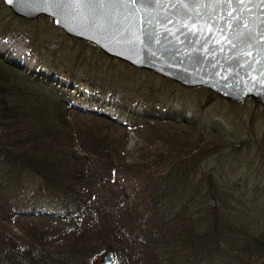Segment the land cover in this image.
I'll list each match as a JSON object with an SVG mask.
<instances>
[{
	"label": "trees",
	"instance_id": "obj_1",
	"mask_svg": "<svg viewBox=\"0 0 264 264\" xmlns=\"http://www.w3.org/2000/svg\"><path fill=\"white\" fill-rule=\"evenodd\" d=\"M136 78L129 93L144 110L118 123L72 108L0 57V264H91L105 251L122 256L117 264H264V199L247 205L245 184L226 173L242 150L264 172L253 114L248 138L235 142L162 103L165 86L152 91ZM200 90L204 106L219 99ZM130 134L140 145L127 161ZM122 180L137 184L134 197ZM26 182L36 183L38 207L60 215L15 209Z\"/></svg>",
	"mask_w": 264,
	"mask_h": 264
},
{
	"label": "water",
	"instance_id": "obj_2",
	"mask_svg": "<svg viewBox=\"0 0 264 264\" xmlns=\"http://www.w3.org/2000/svg\"><path fill=\"white\" fill-rule=\"evenodd\" d=\"M1 2L13 16L46 18L65 36L132 69L234 104L249 99L264 109V0ZM7 63L25 70L12 59ZM113 261L107 251L98 264Z\"/></svg>",
	"mask_w": 264,
	"mask_h": 264
},
{
	"label": "rangeland",
	"instance_id": "obj_3",
	"mask_svg": "<svg viewBox=\"0 0 264 264\" xmlns=\"http://www.w3.org/2000/svg\"><path fill=\"white\" fill-rule=\"evenodd\" d=\"M3 33L0 36V57L16 61L12 57L15 50L17 52L25 49L31 67L18 62L24 65V72L61 91L72 108L99 112L118 123H124L127 112L139 115L144 110L143 102L139 98H133L132 95L135 94L129 93L132 91L130 85L134 77H137L136 82L142 83V88L161 91L160 87L165 86L162 95L158 97L170 109H183L185 118L214 124L225 130L235 142L248 138L251 114L254 133L264 134V117L258 115L261 108L258 104L256 108L253 101L248 100L244 105L232 106L224 100L216 99L214 103L204 106L205 93L200 89H185L171 82L164 84L162 79L146 71L133 75L132 71H136L135 69L104 56L87 43L65 36L46 18L26 21L13 16L0 0V34ZM45 65L58 70H50ZM32 70H39L44 76H34ZM47 77H51V80H47ZM139 145V140L130 134L126 144L129 155L127 161H131L132 156L135 157L134 149ZM260 160L250 151L242 150L231 156L226 169V173L234 181H238L241 186L245 184L243 198L247 205L251 204L250 201L264 199V172L258 166ZM121 185L129 198L137 194L138 186L134 181L122 180ZM35 186L36 183L26 182L22 197L13 202L15 209L23 210L30 203V209L60 215L48 206L38 207L36 203L39 195L35 192ZM240 190L243 192L242 188ZM106 252L91 256V264H98L99 258ZM113 256L112 264H117L122 259V256L118 259L114 254Z\"/></svg>",
	"mask_w": 264,
	"mask_h": 264
},
{
	"label": "bare ground",
	"instance_id": "obj_4",
	"mask_svg": "<svg viewBox=\"0 0 264 264\" xmlns=\"http://www.w3.org/2000/svg\"><path fill=\"white\" fill-rule=\"evenodd\" d=\"M17 62L23 63L25 66L27 67H31V65L29 64V58H28V54L27 52L24 50L22 51H17L15 50V52L13 53L12 56Z\"/></svg>",
	"mask_w": 264,
	"mask_h": 264
},
{
	"label": "snow or ice",
	"instance_id": "obj_5",
	"mask_svg": "<svg viewBox=\"0 0 264 264\" xmlns=\"http://www.w3.org/2000/svg\"><path fill=\"white\" fill-rule=\"evenodd\" d=\"M131 2H132V3H136V2H137V0H131Z\"/></svg>",
	"mask_w": 264,
	"mask_h": 264
}]
</instances>
